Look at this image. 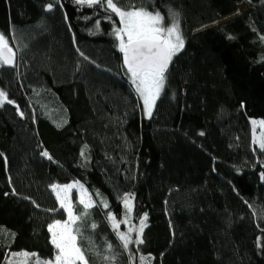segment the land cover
Returning <instances> with one entry per match:
<instances>
[{
	"label": "trees",
	"instance_id": "trees-1",
	"mask_svg": "<svg viewBox=\"0 0 264 264\" xmlns=\"http://www.w3.org/2000/svg\"><path fill=\"white\" fill-rule=\"evenodd\" d=\"M48 3L0 0L16 55L0 65L13 101L0 106V264L10 252L54 256L48 226L68 217L50 186L75 182L95 201L74 225L89 264H264V150L251 124L264 120V0H121L159 10L165 27L178 13L185 46L151 118L107 13ZM126 193L134 221L148 216L144 243L128 249L107 216L123 218Z\"/></svg>",
	"mask_w": 264,
	"mask_h": 264
},
{
	"label": "snow or ice",
	"instance_id": "snow-or-ice-1",
	"mask_svg": "<svg viewBox=\"0 0 264 264\" xmlns=\"http://www.w3.org/2000/svg\"><path fill=\"white\" fill-rule=\"evenodd\" d=\"M81 8L87 6L89 8L99 7L107 15L104 19L113 23L114 27L110 35L114 36L118 42L116 47L122 53L123 67L129 76L131 84L137 97L142 101L143 111L146 117L151 118L156 101L160 97L166 83L167 71L173 57L180 53L185 46V41L180 29V23L177 19L178 13L172 14V23L165 27L164 16L159 10L148 11L143 7L137 8L135 5L128 4L125 7H119L121 0H72ZM56 6L63 7L61 0H49L46 5V11H53ZM171 12V10H170ZM113 15L118 17L119 27H116V21ZM67 20V14H65ZM90 20L92 17H84ZM100 20H96L95 27L99 30ZM95 34V33H93ZM264 39V37H261ZM75 42V37H74ZM83 55V53H81ZM15 52L9 44V39L0 33V65L14 66ZM13 103L9 100L7 94L0 90V106L3 104ZM23 115V113H20ZM253 141L258 143L261 150H264V120H252ZM257 126L261 129L259 137L255 135ZM203 135V133H200ZM84 150L81 156H84ZM42 156L52 159L47 150L42 151ZM260 177L264 180V172L260 173ZM73 184L57 185L50 187L56 193V197L60 202L62 209L67 211V220L55 221L48 226L51 234L50 243L54 246L55 254L50 259L40 258L38 253H29L27 251L10 252L6 257V264H89V260L85 255V250L79 246L77 237L81 235L79 227H75L78 221L88 215V210L95 205V201L91 196L85 199L86 190L81 185V196L79 204L83 205L81 215H74L73 205L68 197L70 189L76 187ZM134 195L125 194L123 197V206L126 210L125 218L117 220V217L111 212L107 213L111 226L116 236L121 242L124 249H128L129 245L135 243L140 245L144 243L143 233L147 227V213L139 219L138 227H129L127 232L120 231L121 224H130V214L133 210ZM104 208H109L106 200L101 201ZM92 228L96 225L92 224ZM137 233L133 239L131 233ZM14 235V234H11ZM109 249L112 248L108 244ZM109 259L108 257L105 258ZM140 264H151L150 256H140Z\"/></svg>",
	"mask_w": 264,
	"mask_h": 264
},
{
	"label": "rangeland",
	"instance_id": "rangeland-1",
	"mask_svg": "<svg viewBox=\"0 0 264 264\" xmlns=\"http://www.w3.org/2000/svg\"><path fill=\"white\" fill-rule=\"evenodd\" d=\"M241 5H242V6H241ZM241 5H240V6H241V8H240L241 10H243V11H249V10H251V9L249 8V6L247 5L246 1H243ZM144 115H145V113H144ZM145 116H146V115H145ZM252 120H257V121H259V120H263V119H252ZM260 131H261V129L259 128V126H257L256 132H255V135H256L257 137H259V135H260ZM253 135H254V133H253ZM256 145L258 146V143H256ZM258 147H259V146H258ZM72 184H73V183H72ZM81 185H82L81 183H77V184H76V187L70 189L69 192H68V197H69V199H70L72 205H73V199H74V196H76L78 200L80 199V196H81ZM82 186H83V185H82ZM83 189L86 190L85 199H87V197H88V196H91V195H90V193L87 191V189H86L84 186H83ZM73 213H74V211H73ZM74 215H75V213H74ZM125 215H126V210L124 209V206H123V218H122V219L125 218ZM122 219H121V220H122ZM139 219H140V218H139ZM130 221H131L130 224H121L120 227H122V231L127 232L129 227H138V226H139V220H138V221H137V220L134 221V203H133V210H132V212H131V214H130ZM61 222H63V221H61ZM131 235H132L133 239H135L137 233H136L135 231H133V232L131 233Z\"/></svg>",
	"mask_w": 264,
	"mask_h": 264
},
{
	"label": "water",
	"instance_id": "water-1",
	"mask_svg": "<svg viewBox=\"0 0 264 264\" xmlns=\"http://www.w3.org/2000/svg\"><path fill=\"white\" fill-rule=\"evenodd\" d=\"M15 60H16V55H15Z\"/></svg>",
	"mask_w": 264,
	"mask_h": 264
}]
</instances>
